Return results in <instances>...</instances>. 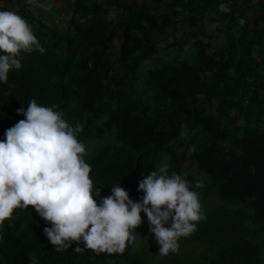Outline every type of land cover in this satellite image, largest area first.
I'll return each instance as SVG.
<instances>
[{
    "label": "trees",
    "instance_id": "1",
    "mask_svg": "<svg viewBox=\"0 0 264 264\" xmlns=\"http://www.w3.org/2000/svg\"><path fill=\"white\" fill-rule=\"evenodd\" d=\"M202 1L189 0L187 5L194 10L202 7ZM112 2L127 10L121 23L102 17L98 11L91 17L72 18L71 33L65 36L44 31L18 11L45 52L21 51L22 67L9 71L7 83L0 81V141L5 140L7 129L25 118L17 109L26 110L33 99L41 106L61 112L72 127L81 125L79 141L92 129L94 117L119 112L123 118L115 123L117 142L102 144L87 151L84 157L91 167L90 178L100 189V196L94 197L97 202L111 195V187L118 184L131 200L140 201L143 193L137 190L138 182L167 163L169 174L185 177L199 199L214 190L222 200L197 223L193 234L183 237L186 241L206 242L209 248L207 255L192 264H264L257 239L264 230V131L257 132L248 126H243L241 133L234 131L232 113L240 103L239 92L250 84L255 72L245 57L253 49L250 37L238 39L239 53L232 71L231 63L213 65L214 56H224L222 49L204 56L200 65L182 62L149 70L145 84L160 99V106L151 113L134 94V82L129 81L132 78L123 79L156 51L153 31L170 21L169 14L155 11L146 0L133 5L121 0ZM118 35L121 44L116 60L122 64L123 72L111 83L112 63L107 51ZM198 91L204 93L211 109L194 106L203 151L197 171L186 172L170 133L159 131L156 123L159 118L170 122L177 107L196 105ZM250 92L259 119L263 109L261 87ZM223 142L229 143L228 148ZM201 174L209 179H201ZM197 181L203 187H195ZM248 198H253L250 209L239 210ZM141 218L143 224L136 230L145 231L148 241L155 240L144 213ZM45 227L51 224L32 206L15 209L13 216L0 225V264H31L30 257H35L38 264H146L143 253L129 244L122 255L97 254L90 249L75 251L76 247L84 248L82 242H73L68 249L58 252L44 234Z\"/></svg>",
    "mask_w": 264,
    "mask_h": 264
},
{
    "label": "clouds",
    "instance_id": "2",
    "mask_svg": "<svg viewBox=\"0 0 264 264\" xmlns=\"http://www.w3.org/2000/svg\"><path fill=\"white\" fill-rule=\"evenodd\" d=\"M21 51L44 54L45 49L25 19L0 11V81L7 83L9 71L22 67ZM17 113L25 118L0 141V225L15 209L32 206L51 224L43 232L56 251L82 242L84 248L75 251L122 255L135 241L144 213L159 253L168 255L178 252L180 238L193 234L204 219L198 193L185 177L169 174L167 163L138 182L140 201L131 200L118 184L98 203L94 197L100 196V189L90 178L86 146L77 139L82 126L72 127L61 112L35 99ZM195 187H203L202 182ZM30 262L38 264L35 257Z\"/></svg>",
    "mask_w": 264,
    "mask_h": 264
},
{
    "label": "rangeland",
    "instance_id": "3",
    "mask_svg": "<svg viewBox=\"0 0 264 264\" xmlns=\"http://www.w3.org/2000/svg\"><path fill=\"white\" fill-rule=\"evenodd\" d=\"M121 1L133 5L141 0ZM146 1L154 6L155 11L168 13L170 21L159 30L153 31V36L157 38L156 51L140 63L131 76L127 75L123 80L132 78L129 81L134 82V94L142 99L148 110L152 113L160 106V99L145 84L149 70L182 62L200 65L204 56H210L216 50L222 49L225 51L224 56H214L213 65L216 67L217 63L221 66L231 63L232 71L239 53L238 39L247 35L253 49L249 56H245L246 62L252 64L255 72L250 77V84L243 92H239L240 103L232 110L235 116L233 128L238 133H241L243 126L257 132L264 131V0H203L202 7L194 10L189 9V0ZM0 11H12L16 14L21 11L44 31L60 36L71 33L72 18L82 15L91 17L99 11L102 17L119 24L127 15V10L112 0H82L79 3L78 0H0ZM245 22L247 25H244ZM120 44L121 38L118 35L107 51V57L112 63L111 83L123 72L122 64L116 60ZM257 86L261 87L260 103L263 107L259 119H256V108L250 100V91ZM196 99V105L177 107V114L171 116L170 122H163L159 118L156 123L159 131L170 133L174 149L181 155L182 169L186 172L197 171L199 156L203 151V137L199 132L198 116L193 112L194 106H199L200 110L211 109L202 91L197 92ZM122 118L123 115L119 112H107L94 117L92 129L81 139L86 151L106 143L115 144V123ZM222 144L225 148L229 146L228 142ZM200 178L209 179L205 174H201ZM252 201L253 198H248L238 209L247 211L252 206ZM220 203L222 200L218 192L212 190L204 193L200 199L204 217ZM135 236V241L129 246L143 253L146 264H192L209 253L206 242L186 241L181 237L178 241V252L162 255L156 240L148 241L145 231L136 230ZM257 239L264 259V230L258 233Z\"/></svg>",
    "mask_w": 264,
    "mask_h": 264
}]
</instances>
